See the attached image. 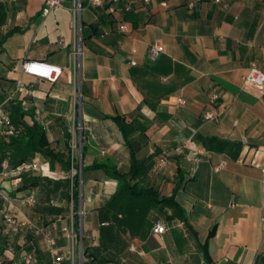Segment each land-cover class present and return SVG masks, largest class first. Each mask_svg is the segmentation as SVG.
Returning <instances> with one entry per match:
<instances>
[{
  "label": "crops",
  "instance_id": "1",
  "mask_svg": "<svg viewBox=\"0 0 264 264\" xmlns=\"http://www.w3.org/2000/svg\"><path fill=\"white\" fill-rule=\"evenodd\" d=\"M167 3L136 0L115 15L84 8L78 68L68 10L43 16L44 0H0V100L10 97L8 111L19 103L22 124L42 126L56 155L27 160L42 170L12 177L16 199L5 209L21 220L20 199L36 198L28 180L50 182L60 203L48 212L60 219L61 234L44 230L62 264H264V95L241 82L252 63L264 74V0ZM13 29L20 31L6 37ZM154 43L164 53L150 62ZM26 61L61 74L50 83L24 73ZM213 87L220 98L210 107ZM207 109L220 111L216 122L202 120ZM113 117L123 118L125 137ZM130 150L142 168L134 177ZM162 155L166 166L153 170ZM73 166L80 220L70 209ZM156 223L163 234H153ZM63 228L79 229V245ZM20 232L2 231L0 264H21L27 254L51 264L44 237Z\"/></svg>",
  "mask_w": 264,
  "mask_h": 264
},
{
  "label": "built area",
  "instance_id": "2",
  "mask_svg": "<svg viewBox=\"0 0 264 264\" xmlns=\"http://www.w3.org/2000/svg\"><path fill=\"white\" fill-rule=\"evenodd\" d=\"M13 1V0H12ZM136 0H44V4L41 9V14L43 16L48 15L50 12L57 9H66L72 15V20L70 23V27L74 33L75 40L72 50V57L76 65L80 66L81 59V39H80V30H81V12L84 8L89 9H100L104 10L109 15H115L118 13L119 6L122 5L123 12H129L133 4ZM215 3H219L220 0H214ZM151 2V0H142L144 5H147ZM167 0H161V5L163 7H167ZM189 7H192L191 5ZM224 7H226L224 5ZM118 30L120 32H127L129 30V26L126 23H121L118 26ZM164 53V47L160 43H154L149 46L146 57L148 61L154 62L157 60L160 54ZM134 65V62H131ZM22 70L26 74H34L39 75L50 83H54L58 80L59 75L61 74V70L55 67L44 66L42 64H38L35 62H24L22 64ZM241 82L244 86L251 87L257 91L258 94L264 95V74L258 68L256 63H252L246 74L242 76ZM220 98V92L216 87L211 88L208 95V104L212 107L215 102ZM11 100V99H10ZM10 100H6L0 104V137L4 139L11 138L15 134V128L11 123L10 114L8 111V104ZM184 100L182 98L176 99V104L180 107L184 106ZM220 111L216 112L213 109H207L202 113V120L204 122H216L219 119ZM43 125V124H42ZM74 148V146H73ZM168 158L167 156H159L153 165V170L160 171L167 164ZM224 162H220L215 168V172H219L224 167ZM2 176L9 177H18L23 173L28 172H40L42 167L40 166L38 161H26L16 168L11 169L7 163V161H3L0 165ZM261 172L264 175V167L261 169ZM0 197L8 201L5 194L0 193ZM35 198L33 196H28L21 198L19 204L22 207H32L35 204ZM6 224L11 229H18L20 227H24L26 225L25 222L17 220L13 217H9L5 219ZM66 234V238L69 240H73L74 231L68 230L67 228L62 229ZM164 226L162 223H156L152 232L156 235H161L164 233ZM35 234H41L46 243L48 254L51 258V264H62L64 261V257L59 253L55 239L53 236L44 229L35 228ZM36 259L33 255L27 254L22 258L21 264H35Z\"/></svg>",
  "mask_w": 264,
  "mask_h": 264
},
{
  "label": "trees",
  "instance_id": "3",
  "mask_svg": "<svg viewBox=\"0 0 264 264\" xmlns=\"http://www.w3.org/2000/svg\"><path fill=\"white\" fill-rule=\"evenodd\" d=\"M18 31L20 30L13 29L12 31L6 34V37ZM9 113H10L11 123L14 126V128L19 131V133L16 134L15 136H12L10 138L9 143L4 142L0 137V165L3 161H7L11 169L16 168L17 166L26 162L36 152L41 153L42 155L48 158L56 157V155H54V153L52 152V150L48 145L45 132L42 126H40L36 122L33 123L31 127L24 126L22 124L21 119L24 116V113L22 112L21 105L19 103L11 102ZM110 119H112V121L118 126L121 134L125 137L126 126L123 124V118L113 117ZM82 154H83V150H82ZM130 156L132 160L130 175L134 177L142 170V168L141 166L136 165V161L134 159V153L131 150H130ZM96 167H101V165L94 166V168ZM73 169L75 170V174L73 175L72 180L70 182L69 198L74 208V206H77V201H78L79 175L76 172L77 170L75 166H73ZM83 171L84 169H81V175L83 174ZM111 174L114 179L116 180L119 179V175H117L115 172ZM117 193H119V191H117L116 194ZM84 255L85 252H83V256Z\"/></svg>",
  "mask_w": 264,
  "mask_h": 264
},
{
  "label": "rangeland",
  "instance_id": "4",
  "mask_svg": "<svg viewBox=\"0 0 264 264\" xmlns=\"http://www.w3.org/2000/svg\"><path fill=\"white\" fill-rule=\"evenodd\" d=\"M10 100V97L5 98L2 102ZM75 135H74V143L71 146H74V150L77 151L78 145L76 143L78 134L81 131V127L77 125V122H75ZM74 151V156H76V152ZM24 179V177L22 178ZM32 179V178H31ZM28 180L29 182L26 183L27 190L34 194L35 198V204L32 207H22V214H21V220L26 223L24 227L22 228V232L19 233V235H25L27 232H30L34 235L35 228H41L46 229L47 226H54L56 228V232L60 231V219L58 217H54V215H51L48 212V209L56 208V205L60 203V199L58 198V193L52 192V185L50 182H47L45 179H40L36 177V181ZM18 186L13 182V178L9 176H2L0 175V193L5 194L8 201L3 200L0 198V235H4L5 233H2L7 228H10L6 222L5 219L12 217V212L5 209L6 204L8 202L14 201L15 198V192L17 190ZM73 205L70 204V209L72 210ZM82 201L79 200V208L77 209V206H74V211L78 215L79 220L82 218ZM11 229V228H10ZM77 235V241L79 245V229L74 231ZM27 235V234H26ZM20 241V240H19ZM22 241V240H21ZM17 247H20L17 245ZM83 261V259H81Z\"/></svg>",
  "mask_w": 264,
  "mask_h": 264
}]
</instances>
